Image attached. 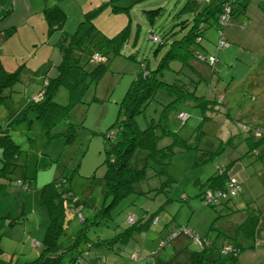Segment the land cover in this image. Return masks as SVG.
Masks as SVG:
<instances>
[{"label":"rangeland","instance_id":"374dc122","mask_svg":"<svg viewBox=\"0 0 264 264\" xmlns=\"http://www.w3.org/2000/svg\"><path fill=\"white\" fill-rule=\"evenodd\" d=\"M207 1L191 0L192 7L186 9L183 8L185 0H119V4L130 6L127 10L112 11L109 0H0L4 13L0 18V26L8 24L11 19L19 23L13 32L9 29L11 34L6 37L9 46H5L4 51L0 49L3 59L10 60L12 54L20 56L17 42L25 46L30 43L31 47L33 40L39 42L35 45L39 53L35 57L27 54L25 59L28 63L35 62L33 65H36L46 55L44 48L52 53V60L48 62L50 66L32 68L28 65L33 75L22 70L20 80L4 90L5 96L0 101V126L8 125V132L20 146L17 164L5 175H0V182L5 183L4 188L0 189V264H19L41 252L48 215L40 203L39 189L54 178L65 177L62 187L73 192V204L65 209L66 232L76 233L85 229L79 210L83 216H90L104 200L103 159L108 146L104 132L116 119L120 100L136 76L140 63L155 67L169 45V42L159 44L151 35L155 33L163 37L175 28V36H180L181 20L190 21L195 11L201 9ZM243 3L246 7L241 10ZM53 4L65 11L62 28L69 33L75 30L84 14L95 10L94 21L106 35H113L126 23H130L129 38L121 52L111 57L108 67L89 88L85 101L74 107L70 120L79 123V128L69 141L63 135L48 138L45 124L40 119L30 122L26 118L16 120L18 112L36 94L41 93L45 74L49 72L48 67L53 70L52 63L60 60L55 37H59L61 28H56L51 34L47 30L46 34L42 29L47 26L42 9ZM234 5V15L224 24L217 22L206 27L201 43L193 45L202 54H213L218 58L213 65L215 71L204 72L205 76H199L196 82L192 81L190 87L196 85L198 93L206 92L209 96L221 93L222 102L216 104L217 110L212 113V117L202 123L199 106L189 101L177 104L188 116L186 119H178L173 111L170 114V126L177 129L190 146L174 147L165 165L166 172L156 171L161 164L148 158L145 149L134 150L132 164H147V176L136 184L138 189L145 192L134 191L118 201L112 217L104 224H89L86 233L93 239L97 235L111 236L129 223L128 214L136 218L153 214L156 219L148 228L137 231L126 244L118 245L117 252L108 250L106 259L101 260L100 256L99 261L104 260L105 264H151L145 258L137 262L130 259V252L137 250L145 257L157 249L159 241L170 236L175 227L184 225L192 228L194 237L183 234L179 237L180 243L176 240L168 241L158 250L156 259L159 264L170 257L172 259L169 264L179 259L188 264L190 251L202 245L197 236L212 239L219 232L230 234L235 230L237 218L254 211L260 214L256 228L259 245L241 250L237 264H264V155L255 158L252 153H246L248 145L244 137L247 132L242 128V123L264 124V0H237ZM158 6L160 11L154 15L153 20L150 19L146 9ZM8 7H11L9 12ZM221 30L222 33L219 32ZM221 36L228 44L218 47ZM191 59L202 63L196 58ZM178 66V61H172L171 68L164 69L162 78L167 81L188 80L190 73L184 69L177 71ZM54 99L65 103L66 88L59 87ZM168 99V92L159 89L145 110L136 115L139 126L144 127L152 118L156 120L163 103ZM251 108L254 110L252 117L248 112ZM247 112L248 116H245ZM237 117L241 120H237ZM66 124L67 121H61L54 130ZM200 124L203 129L201 133ZM229 132H233L230 139ZM220 139L226 140L222 153L216 151ZM170 141L171 136H164L159 144ZM208 150L214 152L207 159H201ZM227 157H238L235 158L231 172L240 181L241 190L228 202V205H233L234 211L230 206L206 203L201 193L205 188L202 181L216 172L219 164L227 162ZM167 178L171 181L170 185L165 186L167 190L159 189ZM19 179L28 187L18 185L16 181ZM35 239L40 244H33ZM78 246L88 256L95 255L94 251L86 252L84 240ZM255 249L258 252L251 254ZM103 250L106 251V248ZM208 253L212 258H217L210 264H216L225 257L224 251L211 245Z\"/></svg>","mask_w":264,"mask_h":264},{"label":"trees","instance_id":"16d2710c","mask_svg":"<svg viewBox=\"0 0 264 264\" xmlns=\"http://www.w3.org/2000/svg\"><path fill=\"white\" fill-rule=\"evenodd\" d=\"M236 1L208 0L201 9L195 11L190 21L188 19L181 20V29L179 28L181 34L178 37L175 36V32H177L175 28L170 29L163 37L155 33L151 35H157V38H153V40L159 41V44L169 42V45L155 67H149L145 62L140 63L136 76L131 80L120 100L116 119L104 132V137L108 140V146L105 148L103 159L105 163L103 203L90 216H83L79 210L80 218L85 222V229L76 233H67L65 229V209L66 206H72L73 204V192L62 187L65 180L63 176L44 183L39 189L40 203L44 205L48 215L47 227L41 240L43 247L37 256L19 264H83L82 260L85 264H105L104 260L99 261L100 256L101 260L102 258L106 259L105 254L108 250L116 251L118 245L126 244L137 231L148 228L150 223L156 219V215L153 214L142 215L138 218L134 217L133 214H128L127 219L132 217V220L128 219L129 223L111 236L97 235L93 239L86 233L89 224L106 223L112 217L113 209L118 201L134 191L145 192L138 189L136 184L147 176V164L141 166L132 164L131 157L135 149H145L148 158L161 164V167L156 171L164 173L166 172L165 165L169 162L174 147L190 146L187 139L182 138L178 130L170 126V114L173 111L176 112L179 119L178 114L184 112L178 108L177 104L179 102L189 101L193 105L199 106L201 123L209 120L212 113L217 110L216 104L222 102L221 93L209 96L206 92L198 93L196 85L190 87L192 81L196 82L199 80V76H205L204 72L212 73L215 71L213 68L215 62H210L208 58L211 54L206 56L195 49L193 45L201 43L206 27L217 22L221 23L220 17L227 12L226 6L229 7L228 19L234 15L236 11L234 3ZM109 2L112 11L127 10L130 6L119 4V0H109ZM191 4V0H185L183 8H191ZM242 6L240 9L244 10L246 4L243 3ZM10 8L8 7V10ZM146 10L149 11V18L153 20L154 15L160 11V6ZM96 12L97 10L84 14L78 21L75 30L69 33L62 28L66 13L59 5L53 4L42 9V14L47 22V32L50 33L56 28L62 30L56 40V46L61 56L60 60L53 64L54 72L48 67V73L50 74H45L41 93L36 94L34 99L18 112L16 120L23 118L28 119L29 122L34 119L42 120L48 138L59 135L65 136L66 141L73 138L79 128V123L70 120L74 107L85 101V95L91 85L97 82L105 68L108 67L111 57L121 52L124 43L129 38V22L113 35H106L94 21ZM219 32L222 33V30ZM135 39L136 34L133 42H135ZM220 39H223V37L221 36ZM224 42L228 44L227 41L224 40ZM224 45L226 44L220 45L218 43V47ZM158 48L160 47L158 46ZM191 58H196L202 63L199 64ZM172 61L179 62L177 71L184 69L190 73L188 80L177 81L175 79L167 81L162 78L164 69L171 68ZM23 68L24 63H20L12 70H7L0 64V101L5 96L4 90L20 80ZM59 87H65L67 90V101L65 103L54 99ZM159 89L168 92L170 99L163 103L156 120L152 118L147 121L144 127L139 126L136 115L145 110L148 103L155 98ZM237 120H241V118L237 117ZM61 121H67L65 127L54 130ZM242 124L243 127H241L247 132L244 137L248 145L246 153H252L255 158L263 156L264 124ZM199 129V133L203 132L201 124ZM164 136H171V141L160 145L159 141ZM225 141L220 139L216 151L224 152L223 144ZM0 148L2 159L0 175H5L17 164L16 157L20 151L19 144L13 140L8 132V125L5 127L0 126ZM212 152L214 150L203 153L201 159H207ZM235 158L238 157L230 159L227 157V162L219 164L216 172L202 181L201 184L205 188L201 190V193L206 203L211 205L219 203L221 206L229 207L228 202L241 190L240 181L232 177L231 172V168L236 161ZM232 178L235 179L238 185L234 192L229 191V180ZM16 183L25 188L28 187V184L24 183L23 180L19 179ZM170 184L171 181L167 178L161 183L159 189L167 190L165 186ZM4 186L5 183L0 182V189ZM208 191L215 194L221 191V194L215 200L208 201ZM230 207L233 211L235 210L233 205ZM259 215L257 212L249 211L241 222L236 223L234 232L230 234L219 232L212 239L197 236L202 245L200 248L190 251L188 264H210L211 261L216 260L217 258H212L211 254L208 253L210 245L225 252L224 259L216 264H237L238 254L241 250L252 248L259 243V241H255L256 228L260 221ZM184 227L189 226L175 227L171 235L160 240L157 249L146 254L145 257L137 250H132L129 256L130 259L137 262L139 259L145 258L151 264H159L156 253L168 241L173 242L176 240L180 243L181 239L179 237L183 234L194 237L195 232L192 228L189 227V232H186L183 229ZM82 240L87 245L86 248L84 247L86 252L91 253L94 251L95 255L90 257V254L89 256L85 254L83 248H79L78 244ZM33 243L35 245L40 244L37 239ZM105 248L106 251L103 250ZM90 249L91 251H88ZM171 259V257L165 258L161 264H169ZM174 264L184 263L179 259Z\"/></svg>","mask_w":264,"mask_h":264},{"label":"crops","instance_id":"0c3cea01","mask_svg":"<svg viewBox=\"0 0 264 264\" xmlns=\"http://www.w3.org/2000/svg\"><path fill=\"white\" fill-rule=\"evenodd\" d=\"M2 5L3 4L0 3V18H2L4 16V13H2ZM7 12H9L8 8H7ZM7 23L8 24H6V23L5 24H1V26H0V49L3 48V51H4L5 46H9V43L6 41V37H8L11 34V31L13 32V30H16L17 29V26L19 24L17 21L12 22V19L9 20ZM9 29H11V31ZM42 29H44L45 30V33L47 34V32H46L47 26H45ZM49 34H51V33H49ZM56 40H57V36L55 37V41ZM17 43L19 44V47H20L19 48L20 56H17L15 54H12V56H10L11 57L10 60H5V59H3V54L0 51V54L2 55L0 57V64H2V66L5 69H7V70L14 69L17 65H19L22 62V63H24L23 70H27L30 74L33 75V71L28 68V65L29 66H32V68H39V67L40 68H43V67L47 66L48 65V62L50 63V61L52 60V58H51L52 57L51 51H48L47 48H44V50H46V55L36 65H33V64H35V62H31L33 64H30V63L27 62V59H25V57H26L27 54L28 55L30 54L31 57H35V55L37 53H39V50H37V46H35V45L39 44L38 40L37 41L36 40H33L31 42V47H30V43H28L26 46L25 45H21L19 42H17ZM44 43H46V40H44ZM23 49H26V50H23ZM54 63H56V62H53L52 64H54ZM41 66H43V67H41ZM255 110H256V108H255ZM248 112H249V114L252 117L253 116V112H254L253 108L249 109ZM248 112L246 114H244V115L245 116L246 115L248 116ZM228 129H229V131L231 130L230 127H228ZM228 134L233 135V132H229ZM232 177H235L236 178L235 174L232 173ZM244 217H245V215H242L241 217L237 218L238 220H236L235 223L241 222L244 219ZM235 226H236V224H235ZM256 237H257V235H256ZM255 241H257V240H255ZM258 245H259V243H258ZM254 247H256V245ZM254 247H252V248H254ZM257 252H258L257 249H255V250L251 251V254H256ZM83 264H85V263H83ZM87 264H89V263H87Z\"/></svg>","mask_w":264,"mask_h":264},{"label":"built area","instance_id":"2783aa9c","mask_svg":"<svg viewBox=\"0 0 264 264\" xmlns=\"http://www.w3.org/2000/svg\"><path fill=\"white\" fill-rule=\"evenodd\" d=\"M228 8H229V7L226 6V10H227V12L224 13V14H222L221 17H220V21H221L222 24L225 23V22L227 21V19H228V16H229V14H228ZM152 38H157V35L152 36ZM219 44H220V45H223V44H227V43H225L223 39H220V40H219ZM208 58H209L210 62H215V61L217 60L216 55H213V54L209 55ZM178 115H179V117H180L181 119H185L186 116H187V114H186L185 112H180ZM229 181H230V182H229V191L234 192V191L238 188V185H237V183H236V181H235L234 178H232V179L229 180ZM219 194H221V191H218L216 194L213 193V192L208 191V192H207V200H208V201H213V200L216 199V197H217ZM128 219H129V220H132V217H128ZM183 229H184L186 232H189V227H184Z\"/></svg>","mask_w":264,"mask_h":264}]
</instances>
